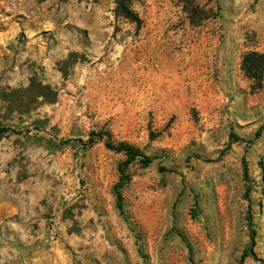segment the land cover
Here are the masks:
<instances>
[{"label": "rangeland", "instance_id": "374dc122", "mask_svg": "<svg viewBox=\"0 0 264 264\" xmlns=\"http://www.w3.org/2000/svg\"><path fill=\"white\" fill-rule=\"evenodd\" d=\"M191 1L0 0V264H264V0Z\"/></svg>", "mask_w": 264, "mask_h": 264}, {"label": "trees", "instance_id": "16d2710c", "mask_svg": "<svg viewBox=\"0 0 264 264\" xmlns=\"http://www.w3.org/2000/svg\"><path fill=\"white\" fill-rule=\"evenodd\" d=\"M133 0H114V15L116 18H120L123 20L128 21L129 23H133L136 26H139L141 23L140 18L138 15L131 10L130 4ZM181 3H183L184 7H190L192 9L193 2L191 0H179ZM240 69L243 72L244 76L251 82V90L252 91H258L261 89L263 85V79H264V54L263 53H257V52H248L245 53L241 58V64ZM264 131V127H261L257 132L256 136L258 137L261 132ZM18 134V132L13 131L8 128H0V135L3 134ZM106 136V135H103ZM92 142L90 141L89 144ZM104 145L107 149L114 151L118 154H122L124 157V161L119 165V174L120 178L118 183L115 186V199H116V209L118 210L120 215H123V199L121 196V190L127 185L129 181V176L127 174V169L131 164L134 162H138L144 167L149 166L154 159L157 157L147 156L144 153H142L139 149L131 146L128 143H118L114 144L110 141L108 135L107 138L104 141ZM242 165V175L243 180L245 182L249 181L248 178V169L245 164V161L241 160ZM161 171H167L166 168L161 167ZM249 243L243 250V252L240 255L238 264H243L244 261L251 257L255 261H258L256 258L253 247H254V234L252 231L249 233ZM189 257L191 258V252L189 253Z\"/></svg>", "mask_w": 264, "mask_h": 264}, {"label": "crops", "instance_id": "0c3cea01", "mask_svg": "<svg viewBox=\"0 0 264 264\" xmlns=\"http://www.w3.org/2000/svg\"><path fill=\"white\" fill-rule=\"evenodd\" d=\"M12 225H14V224H12Z\"/></svg>", "mask_w": 264, "mask_h": 264}]
</instances>
